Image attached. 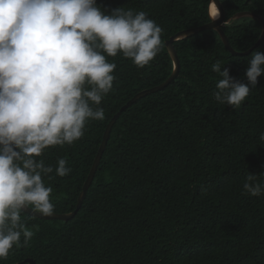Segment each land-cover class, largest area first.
Instances as JSON below:
<instances>
[{"label": "trees", "instance_id": "obj_1", "mask_svg": "<svg viewBox=\"0 0 264 264\" xmlns=\"http://www.w3.org/2000/svg\"><path fill=\"white\" fill-rule=\"evenodd\" d=\"M223 30L238 52L262 35L249 11L264 18V0H220ZM109 12L118 7L146 12L162 27L163 48L151 67L122 56L114 90L104 98L103 121H91L73 145L48 149L55 165L65 158L72 171L50 174L55 213L74 212L108 123L137 93L160 85L173 73L166 41L178 32L209 23V0H97ZM231 19V20H230ZM179 76L165 89L146 95L117 119L82 206L68 220L21 218L34 235L14 247L0 264L28 258L36 264H264V195L243 189L257 174L264 184V75L234 109L214 99L220 79L217 61L244 83L252 52L232 54L218 31L203 30L174 42ZM23 240V237H22ZM28 264V263H26Z\"/></svg>", "mask_w": 264, "mask_h": 264}, {"label": "clouds", "instance_id": "obj_2", "mask_svg": "<svg viewBox=\"0 0 264 264\" xmlns=\"http://www.w3.org/2000/svg\"><path fill=\"white\" fill-rule=\"evenodd\" d=\"M220 16L216 0H209V21ZM162 32L146 12H109L97 0H0V259L34 235L22 212L54 215L45 178L72 169L65 158L52 165L42 157L75 144L91 121L105 119L101 104L114 90L117 68L109 58L151 67L163 48ZM211 69L220 77L214 99L239 109L264 75V52H252L247 83L219 61ZM259 140L264 145V132ZM243 189L264 195L257 174L246 177Z\"/></svg>", "mask_w": 264, "mask_h": 264}, {"label": "water", "instance_id": "obj_3", "mask_svg": "<svg viewBox=\"0 0 264 264\" xmlns=\"http://www.w3.org/2000/svg\"><path fill=\"white\" fill-rule=\"evenodd\" d=\"M216 3H217V6L220 9L221 16H220V18L217 21H215V23L209 22V23L203 24V25L198 26V27L182 30V31L178 32L177 34H175L174 36H172L170 39H168L166 41L167 49H168V51H169V53H170V55L172 57L173 63H174V70H173L172 75L165 82H163L162 84L154 86V87L149 88V89H145V90L137 93L131 100H129L124 106H122V108L119 110V112H117L114 115V117L110 120V122L108 123L107 128L105 130V133H104L103 140H102V143L100 145L99 151H98V153H97V155L95 157V160H94V163H93V165L91 167L89 175H88V177H87V179H86V181H85V183L83 185L82 191H81L80 196H79L78 205H77L76 210L74 212H71V213H54V215H51V216H42V215H40V214L36 213L35 211L30 210V209L26 210L25 212H27L29 214H32V215H34L36 217L45 218V219L68 220V219H71L72 217H74V215L78 212L79 208L83 204L84 198H85V196L87 194V191H88V189H89V187H90V185H91V183H92V181H93V179L95 177V174H96V171L98 169V166H99V164L101 162V159L103 157V154H104V152L106 150V147H107V144H108V141H109L113 126L115 125V123H116L117 119L119 118V116L129 106H131L132 104L137 102L142 97L165 89L167 86H169L179 76L180 69H181V63H180V59H179V56H178V52H177V50L175 48V45H174L175 41L184 39V38H186L188 36H191V35H194V34H197V33H200L203 30L214 29V30L218 31V33L220 34V36H221L223 42L225 43L226 47L234 55L248 54L255 47L259 46L264 41V18L262 16L258 15V14H255V13H252V12H249V11L239 12L232 19L235 20V19L242 18V17L257 18L262 23L263 30H262L261 37L258 39V41L255 43V45L251 49H249V50H247L245 52L236 51L233 48V46L231 45L228 36L226 35V33L223 30V26L226 23V14H225L224 6H223V4L221 3L220 0H216ZM26 263H28V264H36V262L33 259H31V258H28V259H26L23 262L14 263V264H26Z\"/></svg>", "mask_w": 264, "mask_h": 264}]
</instances>
